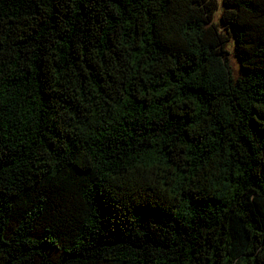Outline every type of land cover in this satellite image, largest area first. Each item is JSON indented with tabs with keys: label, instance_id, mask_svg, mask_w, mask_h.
Wrapping results in <instances>:
<instances>
[{
	"label": "trees",
	"instance_id": "obj_1",
	"mask_svg": "<svg viewBox=\"0 0 264 264\" xmlns=\"http://www.w3.org/2000/svg\"><path fill=\"white\" fill-rule=\"evenodd\" d=\"M0 264H264V0H0Z\"/></svg>",
	"mask_w": 264,
	"mask_h": 264
},
{
	"label": "rangeland",
	"instance_id": "obj_2",
	"mask_svg": "<svg viewBox=\"0 0 264 264\" xmlns=\"http://www.w3.org/2000/svg\"><path fill=\"white\" fill-rule=\"evenodd\" d=\"M229 57H230V64L233 68L234 73H238L239 66H238L236 59L233 57V55L231 53H230Z\"/></svg>",
	"mask_w": 264,
	"mask_h": 264
}]
</instances>
